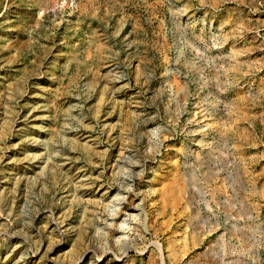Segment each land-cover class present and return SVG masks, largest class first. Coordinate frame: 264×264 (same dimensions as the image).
Returning <instances> with one entry per match:
<instances>
[{
	"label": "rangeland",
	"instance_id": "374dc122",
	"mask_svg": "<svg viewBox=\"0 0 264 264\" xmlns=\"http://www.w3.org/2000/svg\"><path fill=\"white\" fill-rule=\"evenodd\" d=\"M0 264H264V0H0Z\"/></svg>",
	"mask_w": 264,
	"mask_h": 264
}]
</instances>
